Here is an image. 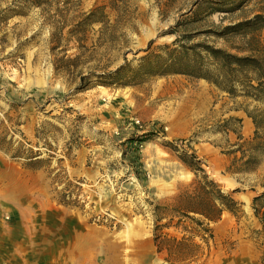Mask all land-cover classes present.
<instances>
[{"label":"rangeland","instance_id":"obj_1","mask_svg":"<svg viewBox=\"0 0 264 264\" xmlns=\"http://www.w3.org/2000/svg\"><path fill=\"white\" fill-rule=\"evenodd\" d=\"M256 16L257 33L216 35ZM185 34L261 56L264 0H0V119L11 134L21 122L83 192V206L60 203L48 172L0 149V264H171L154 228L192 238V220L174 209L195 186L173 145L195 151L223 190L239 188L233 196L246 213L238 221L225 211L211 224L191 214L215 237L207 246L194 236L202 254L177 264H261L251 206L264 191V159L255 172L226 171L242 155L236 144L254 136L244 108L255 103L204 79L145 75L149 42L158 53ZM122 65L123 79L110 75Z\"/></svg>","mask_w":264,"mask_h":264},{"label":"trees","instance_id":"obj_2","mask_svg":"<svg viewBox=\"0 0 264 264\" xmlns=\"http://www.w3.org/2000/svg\"><path fill=\"white\" fill-rule=\"evenodd\" d=\"M260 19V16H256L255 19L226 26L216 35L229 37V35L257 33L261 30L259 28ZM194 37L192 34L179 36L172 45L159 46L158 53L149 52L153 45V41H150L147 48L148 53L141 58L142 64L150 69L145 75L178 74L199 80L204 79L233 99L245 97L255 103L253 109L244 108L255 125L254 136L248 143L236 144L237 148L233 152L241 151L242 155L235 158L226 170L233 175L255 172L264 159V54L261 56L240 55L217 47L215 44L194 41ZM124 68L122 65L110 75L121 80ZM18 105L21 104L12 103L13 108ZM9 119L11 121L10 117ZM21 125V122H17L15 124L17 127L11 134L4 121L0 119V149L9 153L12 159L20 161L27 169L48 172L53 188L55 190L59 188L56 197L60 203L67 206H83L81 181L77 178H70L62 166L55 167L53 165L56 158L54 152L50 150L47 153L42 152L39 143L33 144L26 137ZM36 137L43 139V147L54 150L47 136L37 131ZM238 138L242 140L243 137L239 134ZM71 146H69L70 150ZM35 147H38L37 150ZM173 147L179 152L181 160L195 174L194 191L185 195L182 206L174 209L179 217L185 215L192 220L194 225L186 226V230H191L192 238L189 239L186 236L181 239L168 238V234L162 233V225L156 224L154 241L159 253L167 252L166 261L177 264L180 259L195 260L202 254L203 244L195 241L194 236H199L200 241L207 246L215 237L209 225H205L202 219L191 214L199 215L211 224L217 223L225 211L232 213L238 221L246 213L243 203L233 196V192L238 191L239 188H235L232 192L223 190L220 184L207 174L203 168V160L195 151L190 152L185 149L180 151L176 145ZM62 161L63 158L59 157L58 164ZM251 208L254 217L260 223V228L254 229L251 237L258 245L259 259L261 264H264V191L253 197ZM156 220L161 221V218L158 216ZM181 248H186V251Z\"/></svg>","mask_w":264,"mask_h":264},{"label":"bare ground","instance_id":"obj_3","mask_svg":"<svg viewBox=\"0 0 264 264\" xmlns=\"http://www.w3.org/2000/svg\"><path fill=\"white\" fill-rule=\"evenodd\" d=\"M36 83H41V82H40V81H37ZM252 125H253V124H252V122H251V121H249V122H248V124H247V126H248L249 128H251V127H252Z\"/></svg>","mask_w":264,"mask_h":264},{"label":"crops","instance_id":"obj_4","mask_svg":"<svg viewBox=\"0 0 264 264\" xmlns=\"http://www.w3.org/2000/svg\"><path fill=\"white\" fill-rule=\"evenodd\" d=\"M249 118V117H248Z\"/></svg>","mask_w":264,"mask_h":264}]
</instances>
